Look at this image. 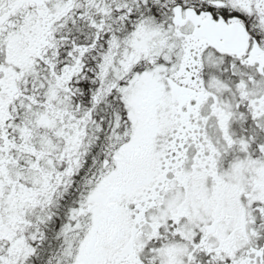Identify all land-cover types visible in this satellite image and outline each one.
I'll use <instances>...</instances> for the list:
<instances>
[{"label": "snow or ice", "instance_id": "6c2138e0", "mask_svg": "<svg viewBox=\"0 0 264 264\" xmlns=\"http://www.w3.org/2000/svg\"><path fill=\"white\" fill-rule=\"evenodd\" d=\"M0 264H264V0H0Z\"/></svg>", "mask_w": 264, "mask_h": 264}]
</instances>
